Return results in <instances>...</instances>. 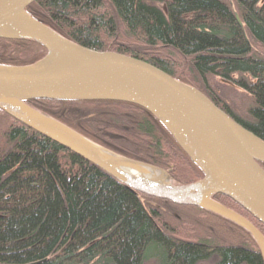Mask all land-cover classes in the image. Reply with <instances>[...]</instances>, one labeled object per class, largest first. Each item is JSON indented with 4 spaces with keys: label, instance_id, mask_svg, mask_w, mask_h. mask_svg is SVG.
<instances>
[{
    "label": "trees",
    "instance_id": "1",
    "mask_svg": "<svg viewBox=\"0 0 264 264\" xmlns=\"http://www.w3.org/2000/svg\"><path fill=\"white\" fill-rule=\"evenodd\" d=\"M27 11L85 47L140 58L199 88L264 140V0H37ZM47 52L34 40L0 38V64H32ZM211 78L232 81L251 96L247 118L223 103ZM29 103L117 154L167 170L176 184L204 177L166 127L141 106ZM213 198L264 234V224L237 202L223 194ZM171 207L195 210L200 218H177ZM190 222L197 227L184 237ZM206 261L264 264L245 228L199 207L138 193L0 110V264Z\"/></svg>",
    "mask_w": 264,
    "mask_h": 264
},
{
    "label": "water",
    "instance_id": "2",
    "mask_svg": "<svg viewBox=\"0 0 264 264\" xmlns=\"http://www.w3.org/2000/svg\"><path fill=\"white\" fill-rule=\"evenodd\" d=\"M36 1L0 0V38L34 40L48 51L32 64H0V110L138 193L199 207L245 228L264 261L260 229L213 198L215 194L228 196L264 224V140L199 88L152 63L116 51L94 50L61 35L27 11ZM34 99L121 101L141 106L166 127L204 177L176 184L167 170L107 149L32 106L29 101ZM147 168L159 176H148Z\"/></svg>",
    "mask_w": 264,
    "mask_h": 264
},
{
    "label": "rangeland",
    "instance_id": "3",
    "mask_svg": "<svg viewBox=\"0 0 264 264\" xmlns=\"http://www.w3.org/2000/svg\"><path fill=\"white\" fill-rule=\"evenodd\" d=\"M210 83L212 84L214 90H216L217 94L220 96L221 100L224 104L230 108V110L239 116L240 118H247L248 111L251 109V96L247 94L245 90L237 86L232 81H225L220 78H211ZM250 112V111H249ZM171 213H173L177 218H182L188 215V217H194L191 222H196L195 218H200L198 213L195 210H189L186 207H171ZM193 213V214H192ZM172 217V216H171ZM169 221L173 224H177V222L170 218ZM187 223L185 227V235L184 237L188 236L186 234L191 233V228H195L197 226ZM198 225V224H197ZM222 225V224H221ZM223 230L224 228L221 227ZM201 229V228H200ZM203 229V228H202ZM201 264H213L211 261H206Z\"/></svg>",
    "mask_w": 264,
    "mask_h": 264
},
{
    "label": "bare ground",
    "instance_id": "4",
    "mask_svg": "<svg viewBox=\"0 0 264 264\" xmlns=\"http://www.w3.org/2000/svg\"><path fill=\"white\" fill-rule=\"evenodd\" d=\"M146 170H147L146 174L148 176H151V177H158L159 176L158 173L155 170H153L152 168H147Z\"/></svg>",
    "mask_w": 264,
    "mask_h": 264
}]
</instances>
